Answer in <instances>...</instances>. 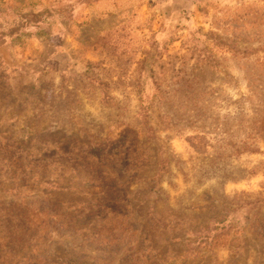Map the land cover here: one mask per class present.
I'll use <instances>...</instances> for the list:
<instances>
[{
	"label": "rangeland",
	"instance_id": "1",
	"mask_svg": "<svg viewBox=\"0 0 264 264\" xmlns=\"http://www.w3.org/2000/svg\"><path fill=\"white\" fill-rule=\"evenodd\" d=\"M0 264H264V0H0Z\"/></svg>",
	"mask_w": 264,
	"mask_h": 264
}]
</instances>
